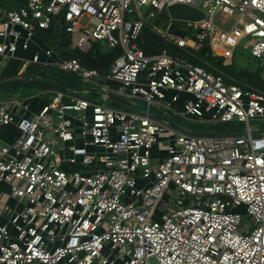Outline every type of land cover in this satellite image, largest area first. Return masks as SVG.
<instances>
[{
	"label": "built area",
	"instance_id": "obj_1",
	"mask_svg": "<svg viewBox=\"0 0 264 264\" xmlns=\"http://www.w3.org/2000/svg\"><path fill=\"white\" fill-rule=\"evenodd\" d=\"M177 2L207 15L199 25L175 26L170 18L162 30L156 26L168 39L184 48L209 45L227 63L248 38L251 55L264 66V0L0 5V71L20 58V48L38 44V28L53 24L71 34V48L87 51L94 40L122 47L106 74L63 56L60 42L20 58L22 72L58 67L81 85L55 89L38 109L36 93L0 98V128L19 131L12 142H0V264H152V258L160 264H264V131L250 125L264 120V91L229 83L223 73L167 50L146 54L136 42L146 14L155 17ZM142 7L149 10L144 14ZM92 91L101 100L90 99ZM110 92L130 101L129 108L112 105ZM179 101L181 110L174 107ZM157 114L175 123V117L239 121L245 128L196 134ZM160 135L165 158L153 154Z\"/></svg>",
	"mask_w": 264,
	"mask_h": 264
},
{
	"label": "trees",
	"instance_id": "obj_2",
	"mask_svg": "<svg viewBox=\"0 0 264 264\" xmlns=\"http://www.w3.org/2000/svg\"><path fill=\"white\" fill-rule=\"evenodd\" d=\"M27 1L28 0H0V5L5 9H13L24 6ZM163 11H167V9H164ZM166 17L167 20H169V15ZM174 22H176V20H174ZM177 22L180 23L178 26H181L183 23L179 20H177ZM37 34L48 45H54L57 42H60L61 46L64 47V50L62 51L63 56L78 58L84 66L88 68H96L102 74H106L108 72L110 64L122 52V47L120 45L108 49L106 44H104L101 40H94L92 42V47L87 51L81 50L79 48H71V34L67 31L61 30L59 27H56L55 24L49 28H38ZM136 42L148 55H156L161 53L163 50H167L171 55L186 59L195 64L202 65L209 71L223 73L226 81L229 83L237 82L240 84H248L264 91L263 65H261V62H259L254 68L252 66L238 67L236 64L238 61L236 58L238 48L236 49L234 55V59L236 58V60L232 61L231 63H225L224 57L214 55L209 45H204L199 49L180 47L168 39L162 32L157 30L154 23H150L148 21L142 28L139 36L136 39ZM50 68L51 67L38 66L27 71L26 76L44 79L45 77L42 75L49 71L55 75H61L62 80H51L66 88L79 87L81 85L80 80L73 74L62 69H57L56 67L52 69ZM45 79L50 80L49 78ZM23 82H25V84H31L35 87L44 86L41 83L30 80H25ZM45 101H49V99H45ZM235 122L239 121H230L222 124L225 128H223L221 132H231L232 130H235V126L232 130L226 127V124L230 123V125H232V123ZM241 123L244 124V122ZM220 125L221 124H214L213 126ZM262 130L264 131V128Z\"/></svg>",
	"mask_w": 264,
	"mask_h": 264
},
{
	"label": "rangeland",
	"instance_id": "obj_3",
	"mask_svg": "<svg viewBox=\"0 0 264 264\" xmlns=\"http://www.w3.org/2000/svg\"><path fill=\"white\" fill-rule=\"evenodd\" d=\"M141 11H143L145 14L147 12V7H142ZM146 15H147L146 16L147 21L150 23H154L155 27L157 26L158 29L162 30L163 27H165L166 24L169 23V20H167V17H166L168 15L167 11H163V10L157 11V15L155 17H150L148 14H146ZM223 19H224V17L220 16V17H217L216 20L219 23H221L222 22L221 20H223ZM179 21H182V20H179ZM182 22H181L182 23L181 25L186 24L187 20H184ZM82 23L83 24L86 23V19H84L82 21ZM178 24H180V23L177 22V20H176V22H174V25L178 26ZM226 27L229 28V25ZM180 33L183 34V32H180ZM189 36H192V35L190 34ZM251 44H252V41L249 40L248 38L242 40V42L240 43L238 50H237V56H236V58L238 59V61L236 62L238 67L252 66L254 68L258 65L259 62H261V60H259L258 58H255L251 55V53H250ZM29 54H30V51L25 52L22 50V48H20L17 52V57L21 58L24 56H31V54L30 55ZM251 56H252V58H251ZM20 58H12L8 64L7 68H6V71H11V72L19 71L21 68ZM236 58L234 59V57H232L231 59H229L227 61V63H231L232 61H235ZM261 65H263V64L261 63ZM56 68L60 69L58 67H56ZM44 69H46V68H44ZM50 69H52V68H50ZM26 75H27L26 72L21 73L22 77L31 78V77H27ZM42 76L45 78H49L50 81H52L51 79L62 80L61 75H55L49 71L46 72L45 74H43ZM46 80H48V79H46ZM42 85H44V84H42ZM51 90H52V88L47 86V85L35 87V86H32L31 84H25V82H23V83L20 82V83H16L13 85H9V86L0 88V96H6V95L12 94V93H14L16 95L20 94V95L26 96L28 94H34L36 92H41V94L44 98L52 99L55 97L56 94H55V92L54 93L51 92ZM171 93L172 92L170 91L168 96H167V100H171ZM101 96L102 95L100 93L95 92V91H92L91 94L88 95V97L92 100H101L100 99ZM184 98H185V94L181 93V99H184ZM110 103L112 105L120 107V108H125V109L129 108V105H127L126 103L115 101V99H111ZM174 107H177L178 110H181L182 109L181 101L175 102ZM157 110L164 115L174 117V115L172 113H170L168 111H164L162 108H157ZM174 119L177 121L176 123H177L178 127L184 128V129H192L193 128L194 130H207V131H212L215 133V132H221V130L223 128H225L222 125L224 123H219V124H221L220 126H213L214 123L204 122V121H200L197 119L177 118V117H175ZM263 123H264V120H253V121H251L250 125L255 128V127H261L263 125ZM234 126H235L234 129L241 130V129L245 128V123L243 124L241 122H235V123H232V125H230V123L226 124V127L231 129V130L233 129ZM4 133L5 132L3 130V134ZM165 141H166L165 135H160L158 144H156L155 147L153 148V154L154 155L160 156L161 158H165L167 156V150L165 148ZM238 210L243 215V222H249L250 216L247 213V209H246L245 205L239 206ZM151 261H152V264H160L156 258H152Z\"/></svg>",
	"mask_w": 264,
	"mask_h": 264
},
{
	"label": "water",
	"instance_id": "obj_4",
	"mask_svg": "<svg viewBox=\"0 0 264 264\" xmlns=\"http://www.w3.org/2000/svg\"><path fill=\"white\" fill-rule=\"evenodd\" d=\"M167 12H168L169 17L173 20H182V21L193 20V21L198 22L197 25H199L200 21L203 20L207 15L206 12L202 8H200L199 6H196V5H193L190 3H185V2H177V3H173V4L168 5ZM25 80H30L33 82L41 83V84H44V85L51 87L52 89L68 90V88H66V87H64V86H62L56 82L50 81V80L40 79V78H35V77L26 78V77H22V76L1 80L0 81V88L6 87L9 85H13L16 83H20V82H23ZM108 94L111 98L117 99V100L124 102L126 104L130 103V101H128L126 98L119 96L115 93L110 92ZM156 116L158 118L166 119V120L170 121L171 124L178 127L177 123H175L172 119H170L164 115H160V114H157ZM262 128H264V123L262 125ZM193 132L196 134L213 133L212 131H207V130H197V131H193Z\"/></svg>",
	"mask_w": 264,
	"mask_h": 264
},
{
	"label": "crops",
	"instance_id": "obj_5",
	"mask_svg": "<svg viewBox=\"0 0 264 264\" xmlns=\"http://www.w3.org/2000/svg\"><path fill=\"white\" fill-rule=\"evenodd\" d=\"M147 10H149L148 7H147ZM169 20H170V18H169ZM36 41L38 42V44H36V43L32 44V46H31V48L29 50H27V51L26 50H23V49L22 50L25 51V52L30 51V54H32V52H34L36 50L37 51L38 50H41L40 49V46L44 47L45 45H48L39 36L37 37ZM9 62H10V60L8 61V63L6 65H3L2 66V69L0 71V81L3 80V79L21 77V73H22L21 68H20L19 71H16V72H14V71L13 72L6 71V68H7ZM51 92H53V93L55 92V94H56L55 89H52ZM36 94H38V96L35 97L32 100V104H33V106L35 108L38 109L41 106V104L45 101V99H47V98H44L42 96L41 92H36ZM28 95H31V94H28ZM1 97H5V96H0V98ZM127 105H129V104H127ZM3 130L5 132L4 134H3ZM18 133H19V131H18V129H17V127L15 125H10L8 127H3V128L0 129V142L1 143H9V142H12L16 138V136L18 135Z\"/></svg>",
	"mask_w": 264,
	"mask_h": 264
}]
</instances>
